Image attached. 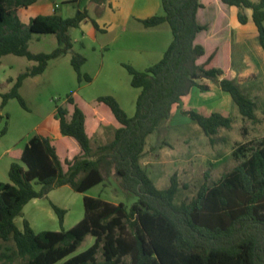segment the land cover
I'll return each mask as SVG.
<instances>
[{
  "label": "trees",
  "instance_id": "1",
  "mask_svg": "<svg viewBox=\"0 0 264 264\" xmlns=\"http://www.w3.org/2000/svg\"><path fill=\"white\" fill-rule=\"evenodd\" d=\"M219 1L237 9L239 24L251 20L264 51V0ZM36 2L0 0V59L12 54L36 63L10 80L12 87L1 94L0 109L10 99L26 108L19 93L23 81L42 74L50 60L71 50L70 31L90 19L86 10L63 18L57 6L52 14L38 15L24 24L19 10ZM160 2L162 14L141 23L146 28L169 25L172 40L162 58L143 71L123 64L131 86L140 89L134 115L128 116L113 96L98 97L121 126L110 141L93 149L85 131L84 112L68 96V103L74 105L72 112L56 106L54 118L58 133L73 138L80 153L65 160L64 168L50 137L34 134L26 141L20 159L10 164L9 182H0V249L2 243L13 242L14 255L23 264H264V139L254 147L241 145L236 152L247 154L244 160L211 185H202L188 203L175 202L179 188L175 174L168 187L159 189L141 165L147 137L176 110L206 136L231 128L230 112L207 113L189 105L191 90L207 92L210 81L230 96L243 117L256 120V103L229 73V43L219 47L204 40L210 25L198 20V11L204 7L200 0ZM246 10L251 11L250 17ZM90 20L98 31L97 23ZM33 34H54L58 47L51 53L30 52L28 42ZM85 62L84 56L72 54L70 63L78 82L91 81L81 70ZM6 131V127L0 131V138ZM102 168L112 171L120 189L135 198L129 207L84 195L83 217L68 230L37 233L26 219L22 229L17 227L15 219L22 216L30 200L46 197L65 185L86 193L103 182ZM51 207L63 223L66 211L53 203ZM88 235L94 238L93 243L76 253ZM13 259L0 254V264Z\"/></svg>",
  "mask_w": 264,
  "mask_h": 264
},
{
  "label": "rangeland",
  "instance_id": "2",
  "mask_svg": "<svg viewBox=\"0 0 264 264\" xmlns=\"http://www.w3.org/2000/svg\"><path fill=\"white\" fill-rule=\"evenodd\" d=\"M201 1L205 4V12L203 11V16L200 15L198 20L210 25L204 40L211 46L219 47L225 42H230L232 75L244 93L256 103V120L251 121L243 117L230 96L221 91L215 81H210V90L191 94L189 105L207 113L230 112L231 128H220L216 135L206 136L197 124L176 110L169 120L164 121L147 137L141 165L159 189L168 187L171 176L176 175L179 184L175 196L177 204L190 202L202 185H211L222 174L243 161L247 154L236 152L241 145L254 147L264 139V51L260 49L257 30L252 22L245 26L239 24L234 7L226 6L219 0ZM55 4L58 6L57 13L63 18H71L86 9L91 16H96L89 0H37L33 6L42 10L40 14H48L51 6L54 8ZM29 9L20 13V18L26 20L24 15L30 13ZM246 13L250 15L251 11L246 10ZM89 29L93 31L91 25L73 28L70 31L71 50L50 60L42 74L23 81L19 93L26 103V108L16 99H10L4 108L0 109V131L4 127L7 128L6 134L0 138L1 182H9V164L15 161L17 150L23 149L30 136L44 133L45 127L48 129V136L58 134V123L54 118L55 109L56 106H62L71 113L74 105L68 103V96H72L74 103L87 112L95 104L103 105L97 102L98 97L111 95L128 116L134 115L140 89L131 86L130 75L117 62L120 57L114 48L118 45L99 34L95 39ZM240 38L243 43H240ZM171 39L169 30L167 40L170 42ZM103 42H109L108 46L99 48ZM57 47L54 34H33L28 42V50L35 54L51 53ZM76 53L86 58L81 70L83 74L91 77L90 82L77 80V74L70 63L72 54ZM35 64L25 57L12 54L0 59V104L1 94L8 92L12 87L10 80L14 81L20 73ZM107 129L105 127L103 140L97 136L90 138L93 149L112 139L113 134ZM67 139L75 141L71 137ZM57 145V154L63 164L65 160H71L79 154L78 151L72 150L68 142ZM6 150H9V153L3 155ZM101 172L103 182L86 193L75 192L65 185L52 190L46 197L30 200L23 207L22 216L15 219L17 227L22 229L23 219H26L37 233L68 230L83 217L84 195L100 197L114 204L122 202L129 207L135 198L120 189L112 171L102 168ZM36 189H39V186H36ZM51 203L66 211L63 223H60ZM93 240V237L86 236L76 253L89 247ZM2 253L14 258L12 262L5 261V264H23L22 260L14 255L13 242L2 243L0 254ZM97 258L101 259L100 253Z\"/></svg>",
  "mask_w": 264,
  "mask_h": 264
},
{
  "label": "crops",
  "instance_id": "3",
  "mask_svg": "<svg viewBox=\"0 0 264 264\" xmlns=\"http://www.w3.org/2000/svg\"><path fill=\"white\" fill-rule=\"evenodd\" d=\"M200 2L203 4L204 7L198 11V16H203V13L205 12V4L201 0ZM92 4L93 5L91 6V8L96 12V16L93 17L88 13L87 9L86 11L88 13L89 18L93 19L97 23L99 30L97 31L93 27L91 20L88 18L82 21L79 25H91L93 31L92 29L89 30L93 32V36L95 39H97V35L99 34L100 36H106L107 39L111 41V43H116L118 46L115 47L114 50L117 49L116 51L118 53V56L120 57L118 58L117 62L120 65L123 66V64H129L137 70H145L146 68L152 65L149 63L155 64L162 58L165 50L167 49L168 45L172 40L171 39L170 42L169 40H167L169 37L170 30L169 25L167 23H162L155 27L146 28L141 23V20L147 19L153 15H159L161 13L162 8L160 0H98L96 2H92ZM33 5L28 7L30 8V13H26L24 15L26 20L20 18L24 24H28L31 18H34L38 15L52 14L55 8V5L54 8H52L51 6L48 14H40L42 13V10L36 9ZM24 11L25 9H20L18 12L19 15ZM250 15L248 16L250 17ZM248 23H251V20ZM241 38L239 41L240 43H243V40ZM103 43L99 45V48H104V45L108 46L109 42ZM225 43H229L230 45L231 68L229 70V73L231 77L234 78V76L232 75L231 44L230 42ZM262 54L264 56V52H262ZM196 91L198 92L199 90L196 88H193L191 90L190 99L191 94L196 93ZM82 111L85 115V131L89 138H91L92 136H97V138L103 140L105 137V127H107V130H110L109 132H112L113 134L114 130L121 126L120 123L113 116L110 109L105 104H95L87 112H85L84 110ZM43 131L44 133H42L41 135L48 136L47 127H45ZM58 134L53 137L49 136L51 139V143H54L53 145L56 147L57 152V144H63L65 142H68L69 145L72 147L73 151H78L80 153V148L78 147L76 141L67 139V136H61L60 134ZM22 151L23 149L17 150L16 158H14L15 161H18L20 159ZM7 153H9V150H6L2 154L4 155ZM12 162L13 161H11L10 164Z\"/></svg>",
  "mask_w": 264,
  "mask_h": 264
},
{
  "label": "built area",
  "instance_id": "4",
  "mask_svg": "<svg viewBox=\"0 0 264 264\" xmlns=\"http://www.w3.org/2000/svg\"><path fill=\"white\" fill-rule=\"evenodd\" d=\"M55 7H57V5H55Z\"/></svg>",
  "mask_w": 264,
  "mask_h": 264
}]
</instances>
